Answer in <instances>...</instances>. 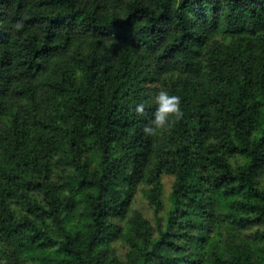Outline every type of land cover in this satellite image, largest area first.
I'll list each match as a JSON object with an SVG mask.
<instances>
[{"label":"trees","instance_id":"16d2710c","mask_svg":"<svg viewBox=\"0 0 264 264\" xmlns=\"http://www.w3.org/2000/svg\"><path fill=\"white\" fill-rule=\"evenodd\" d=\"M0 264H264V0H0Z\"/></svg>","mask_w":264,"mask_h":264},{"label":"clouds","instance_id":"9594fccd","mask_svg":"<svg viewBox=\"0 0 264 264\" xmlns=\"http://www.w3.org/2000/svg\"><path fill=\"white\" fill-rule=\"evenodd\" d=\"M156 109L153 113V119L151 121L152 127L145 126L144 131L146 133H155L156 129L162 128L168 122L170 114H174L176 118L182 115L180 108V97L176 95H170L166 90L161 89L155 95ZM135 111L138 114L144 112V105L137 104Z\"/></svg>","mask_w":264,"mask_h":264},{"label":"rangeland","instance_id":"374dc122","mask_svg":"<svg viewBox=\"0 0 264 264\" xmlns=\"http://www.w3.org/2000/svg\"><path fill=\"white\" fill-rule=\"evenodd\" d=\"M174 177L166 175L164 176V186H165V198L171 191V186L173 182ZM135 208L141 210L143 214L154 223V215L153 210L149 204V201L145 194L143 192H139L136 196L135 200ZM114 247L117 251V253L121 256L122 259L125 258V255L127 253V246L121 241L118 240L114 242Z\"/></svg>","mask_w":264,"mask_h":264}]
</instances>
